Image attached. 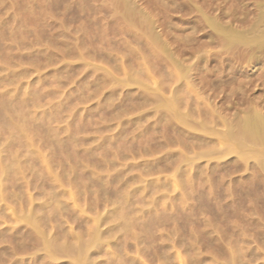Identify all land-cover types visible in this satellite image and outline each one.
I'll use <instances>...</instances> for the list:
<instances>
[{
    "label": "rangeland",
    "instance_id": "rangeland-1",
    "mask_svg": "<svg viewBox=\"0 0 264 264\" xmlns=\"http://www.w3.org/2000/svg\"><path fill=\"white\" fill-rule=\"evenodd\" d=\"M75 1L0 0V157L3 165L0 168L11 167V170L8 169V180L12 179L9 181L11 184L13 181L17 182L14 183L16 189L13 185H8V182L7 185L12 188L8 191L15 194L23 190L24 197L34 195L32 199L36 205L47 197L45 192L49 185L46 184L50 177L52 181V177L58 179L53 182L57 189L68 188L66 183L75 179L79 190L88 185V189L90 186L89 190L94 193L88 196V200L86 196L80 195L79 206L86 209L81 214L84 218L108 214L120 200L118 196L125 191L139 188L143 190L142 201L150 204L155 202V206L147 202L143 206L140 202L141 207H144L142 209H147L144 210L147 214H141L140 219V223L145 221L142 223L146 227L139 223L138 226L142 228H132L127 233L129 238L134 233L147 240L153 236L156 238L160 233L178 236L188 249L179 244L169 246L172 247L169 251L175 264H181L178 257L186 258L187 254L197 259L204 257L209 263L214 260L215 264H222L229 253L224 243L233 237L232 234H239L249 241L246 244L250 248L248 250L254 249V253L259 255V259L253 264H264L263 171L243 169L240 166L242 162L233 154L222 158L193 159L190 166L184 162L199 152V149L212 146L209 144L210 135H205L206 138L202 136L197 126L203 122H209L208 125L203 124L206 127L214 126L212 108L219 107L216 110L221 112V116H230L233 112H241L245 105L248 106L242 103L244 97L246 99L243 101L246 103L264 95V60L248 63L240 48L224 50L220 38L216 40L213 27L205 21L206 18L216 17L224 19H218L224 24L229 23L241 29L245 21L246 26L248 18L253 16L250 14L255 12L253 5L256 0H129L133 2L134 11L138 8L135 12L125 10L124 0ZM145 24L149 25L143 26ZM152 30L154 34L157 31L155 36ZM148 33L151 34L150 38L147 37ZM163 48L168 54L164 53ZM173 94L178 100V110L188 111V120L191 118L188 125L192 126L194 121L198 131L188 129L193 126L186 128L182 122L165 113L161 105L163 99ZM201 109L205 111L202 110L199 115ZM197 120L199 123H196ZM218 124L216 128L221 126ZM198 138H203L206 143L209 141V145L201 143V146ZM224 142L221 141L222 144ZM213 146L217 150L222 148L218 142L213 143ZM12 159L20 161L14 162ZM10 161L14 164L9 166ZM252 163L253 160L250 159L248 164ZM238 165L241 169H238ZM17 169L25 171L26 175L31 170L30 177L31 173H34V178L37 177H32L35 186L26 188L24 182L18 178L20 176L14 175ZM112 175L129 179V184L121 187V181H109ZM7 185L5 188H8ZM102 195L107 197L105 201ZM251 195L257 196L259 200L251 198ZM136 197L134 195L131 200ZM138 205L140 204H137L136 199L129 207H140ZM224 206L226 212L222 211L225 210ZM16 207L14 210L18 211L19 207ZM211 208H215V213ZM10 210L11 208L7 209L8 214ZM114 216L117 217V214ZM9 225L11 224L5 220L0 223V228ZM108 225L102 224L100 229L106 231ZM133 237L129 240L130 243H133ZM203 237L211 241L207 240L210 245H207ZM221 239L225 242L222 243ZM197 241L198 244L195 243ZM193 243L195 247L191 246ZM193 247L200 254H194L191 251ZM149 250L152 252L148 248V254L141 250L140 256L134 250H130L129 254L139 256L141 264H154L156 261L148 258L152 254ZM146 255L148 256L145 257Z\"/></svg>",
    "mask_w": 264,
    "mask_h": 264
},
{
    "label": "bare ground",
    "instance_id": "bare-ground-1",
    "mask_svg": "<svg viewBox=\"0 0 264 264\" xmlns=\"http://www.w3.org/2000/svg\"><path fill=\"white\" fill-rule=\"evenodd\" d=\"M75 1V0H74ZM195 1V0H194ZM76 2V1H75ZM119 2V1H118ZM123 2V1H122ZM189 2V0H188ZM196 2V1H195ZM215 2V1H214ZM84 3V2H83ZM82 3V4H83ZM124 7L125 10L127 11H131L133 10V5L129 0H124ZM135 3V2H134ZM137 3V2H136ZM212 3V2H211ZM90 4V3H89ZM88 4V6H89ZM122 4V3H121ZM120 4V5H121ZM138 4V3H137ZM198 4V3H197ZM205 4V3H204ZM253 4V3H252ZM86 5V4H85ZM113 5V4H112ZM210 5V4H209ZM215 5L217 6V4L215 3ZM239 5V4H238ZM243 5H245V3H243ZM83 6V5H82ZM114 6V5H113ZM122 6V7H123ZM135 6V5H134ZM188 6V5H187ZM197 6V5H196ZM199 6V4H198ZM255 7V12L254 14H250L253 15L250 19L248 18L247 20V25L246 21L245 24H243V22H241L243 24V28L239 29V28H235L233 27L234 25H229V23H222V21L219 20H224V19H216V17H212V18H206L205 21L208 25L212 26L214 31H215V37L216 40L219 41L223 44L222 46H224V50L225 48H231L233 49L234 47H238V49L240 48L241 51H243L244 55H245V59L248 63H256V62H260L262 60H264V0H256L255 4L253 5ZM141 8V6H139ZM220 7V6H219ZM88 8V7H87ZM109 8V7H108ZM116 8V7H115ZM188 8V7H187ZM191 8V7H190ZM224 8H226L224 6ZM238 8V7H237ZM69 9V8H68ZM102 9V8H101ZM118 9V8H117ZM138 8L135 9V11ZM241 9V8H240ZM80 10V7H79ZM90 10V9H89ZM221 10V8H220ZM237 10V9H236ZM243 10V9H242ZM241 10V11H242ZM58 11V10H57ZM68 11V10H66ZM134 11V10H133ZM132 11V12H133ZM134 11V12H135ZM142 11V9L140 10ZM222 11V10H221ZM220 11V12H221ZM254 11V10H253ZM63 12V11H62ZM139 12V11H138ZM250 12V11H249ZM79 13V12H78ZM125 13V11H124ZM127 13V12H126ZM137 13V12H136ZM143 13V12H142ZM203 13V12H202ZM246 13V12H244ZM243 13V14H244ZM72 14V13H71ZM94 14V13H93ZM139 14H141L139 12ZM200 14V13H199ZM204 14V13H203ZM220 15V13H218ZM230 14V13H229ZM249 14V13H248ZM73 15V14H72ZM88 15V14H87ZM123 15V14H122ZM142 15V14H141ZM205 15V14H204ZM222 15V13H221ZM220 15V16H221ZM239 15V13H238ZM242 15V14H241ZM211 16H213V14H211ZM209 16V17H211ZM217 16V15H216ZM223 16V15H222ZM235 16V15H233ZM247 17H249L246 14ZM246 16H243L246 17ZM131 17V16H130ZM201 17V16H200ZM207 17V15H206ZM246 17V18H247ZM221 18V17H220ZM225 18H228L225 16ZM233 18V17H232ZM242 18V17H241ZM245 18V19H246ZM87 19V18H86ZM127 19V18H126ZM129 19V18H128ZM134 19H136L134 17ZM140 19V16H139ZM142 19V18H141ZM149 19V18H148ZM154 20V19H153ZM229 20V19H228ZM233 20V19H232ZM237 20V19H236ZM240 20V19H239ZM89 21H91L89 19ZM142 21H145L142 19ZM151 21V20H150ZM203 21V20H202ZM235 21V20H234ZM238 21V20H237ZM243 21V20H242ZM141 22V21H140ZM155 22V20H154ZM240 22V21H239ZM122 23V22H121ZM129 23L132 24L131 21H129ZM136 23V22H135ZM146 23V21H145ZM203 23V22H202ZM127 24V23H125ZM134 24V23H133ZM142 24V22H141ZM144 24V23H143ZM241 24V25H242ZM137 25V24H134ZM149 25V24H148ZM147 24L143 25V26H148ZM125 26V25H124ZM153 26V25H152ZM157 26V25H156ZM154 27V26H153ZM151 30V29H150ZM78 31V29H77ZM141 31V30H140ZM143 31V30H142ZM141 31V32H142ZM147 31V30H146ZM125 32V31H124ZM128 32V31H127ZM154 34V31H151ZM157 32V31H156ZM155 32V34H157ZM144 34V32H142ZM135 34V33H133ZM152 34V35H153ZM154 34V36H155ZM132 35V34H131ZM130 35V36H131ZM150 33L147 34V37L150 38ZM159 35V34H158ZM79 36V35H78ZM153 36V37H154ZM80 37V36H79ZM133 37V36H132ZM160 37V36H159ZM158 37V38H159ZM166 37V36H165ZM219 37V38H218ZM81 38V37H80ZM141 38V37H139ZM144 38V37H143ZM156 38V37H155ZM164 38V37H163ZM161 39V38H160ZM215 39V38H212ZM76 41V39H73ZM132 40V39H131ZM143 40V39H142ZM156 39H154L155 42ZM145 40H143L144 42ZM163 41V40H162ZM74 42V41H73ZM79 42V40H78ZM83 42V41H81ZM128 42V41H127ZM142 42V43H143ZM160 42V41H159ZM210 42V41H209ZM157 43V42H156ZM161 43V42H160ZM164 43V42H162ZM149 44V43H148ZM129 45V44H127ZM136 45V44H135ZM139 45V44H138ZM157 45V44H156ZM218 45V44H217ZM220 45V44H219ZM164 46V45H163ZM132 47V46H130ZM129 47V48H130ZM144 47V46H143ZM221 47V46H220ZM170 48V47H169ZM126 49V48H125ZM134 49V48H133ZM159 49V48H158ZM157 49V50H158ZM168 49V48H167ZM239 49V50H240ZM139 50V49H138ZM143 50V49H142ZM135 51V50H134ZM140 51V50H139ZM144 51V50H143ZM162 51V50H161ZM164 53L166 52L168 54V52L166 51V49L163 48ZM130 52V51H128ZM133 52V51H132ZM149 52V51H148ZM232 52V51H231ZM96 53V52H95ZM108 53V52H107ZM105 53V54H107ZM126 53V52H125ZM169 53H171L169 51ZM110 54V53H109ZM137 54V53H136ZM146 53H144L145 55ZM172 54V53H171ZM230 54V53H229ZM103 55V54H102ZM173 55V54H172ZM171 55V58H173ZM138 56V54H137ZM170 58V55H168ZM221 56V55H220ZM242 56V55H241ZM125 57V56H124ZM139 57V56H138ZM113 58V57H112ZM134 58V56H133ZM107 59V58H106ZM115 60V58H113ZM180 60V59H178ZM165 61V60H164ZM181 61V60H180ZM244 61V60H243ZM145 62V60H144ZM168 62V61H167ZM143 63V62H142ZM178 63V62H177ZM140 64V62H139ZM138 64V65H139ZM164 64V63H163ZM182 64V63H181ZM184 65V64H183ZM170 66V65H169ZM163 67V66H162ZM248 67V66H247ZM179 68V67H178ZM184 69H186L184 67ZM162 71V70H161ZM181 71V70H179ZM188 71V70H187ZM163 73V72H162ZM180 73V72H179ZM183 73V71H182ZM187 73V72H186ZM189 73V72H188ZM127 76V74H125ZM168 75V74H167ZM170 75V74H169ZM181 75V73H180ZM179 75V77H180ZM183 76H185V72L183 73ZM130 77V76H129ZM169 77V76H168ZM184 78V77H182ZM121 79V78H120ZM123 79V78H122ZM121 79V80H122ZM132 79V78H131ZM181 79V77H180ZM188 79V77H187ZM130 80V79H129ZM129 80H127L129 82ZM133 80V79H132ZM131 80V82H132ZM172 80V79H171ZM178 80V79H177ZM125 81V80H124ZM190 84V83H189ZM123 85V84H122ZM264 85V84H263ZM250 87V86H249ZM146 88V87H145ZM159 88L160 87H156ZM175 88V87H174ZM245 88V87H242ZM251 88V87H250ZM161 90V89H160ZM158 91V90H157ZM198 92V91H197ZM249 91H247L248 93ZM150 93V92H149ZM162 93V92H161ZM196 93V92H195ZM153 94V93H151ZM160 94V93H159ZM169 94V93H168ZM187 94V93H186ZM185 94V95H186ZM235 94V93H234ZM264 94V93H263ZM145 95V94H144ZM149 95V94H148ZM154 95V94H153ZM153 95H151L153 97ZM188 95V94H187ZM205 95V94H204ZM238 95V94H237ZM256 95V94H255ZM164 96V95H163ZM166 96V94H165ZM164 96V97H165ZM189 96V95H188ZM202 96V95H201ZM212 96V94H211ZM246 96V95H244ZM262 96V95H261ZM258 96V99H256L257 97H255L254 100H250V101H243L246 98L244 97V99L242 100V103L244 104H248L245 105V109H241V112L236 111L233 112V114H231L230 116H221L220 113H218V111L216 110L219 107H216V109H211V115H212V121L214 123V126L212 125V127L210 126V128L205 125H208V123H201L202 119L200 121L201 124H197V126H199V131L197 129H195V123L193 121L192 126L188 125L189 122L191 120H188V115H187V110L181 111L178 110V100L176 99V96L173 94V96L163 99V103L161 105H163V110L166 111L165 113H167V115H169L170 118L175 119V120H179L180 122H182L186 128H188L189 126L192 128H188V129H192L193 131L196 130L200 133H202L205 137V135H210L211 138V142H209L208 139L207 141L209 142V144L211 143L212 146H208L205 149H199V152L196 154H194L193 156H191L190 158L185 159V163L186 165L192 164L193 159H199L201 157H209V158H214V157H225L226 155L229 154H233L235 155V157L238 159V161L242 162V165L240 164V166L243 167V169H247V168H252L257 171H263L264 173V95L263 97ZM158 97V95H157ZM168 97V96H167ZM185 97V96H184ZM192 97V96H191ZM250 98L252 96H249ZM145 98V97H144ZM143 98V99H144ZM147 98V97H146ZM159 98V97H158ZM158 102L160 99H158ZM213 98V96H212ZM215 98V97H214ZM254 98V97H252ZM151 99V98H150ZM149 99V100H150ZM182 99L183 96H182ZM205 99V98H204ZM207 99V98H206ZM205 99V100H206ZM233 99V98H232ZM153 100V99H152ZM177 100V101H176ZM214 100V99H213ZM225 100V99H224ZM240 100V99H239ZM145 101V100H144ZM143 101V102H144ZM147 101V100H146ZM154 101V100H153ZM152 101V102H153ZM162 101V100H161ZM192 102V101H191ZM232 102V101H231ZM139 103V102H137ZM149 103V102H148ZM160 103V102H159ZM185 103V101H184ZM183 103V104H184ZM212 103V102H211ZM141 104V103H139ZM222 104V103H221ZM220 104V105H221ZM154 105V104H153ZM160 106V105H159ZM184 106V105H183ZM199 106V105H198ZM211 107H213V105L210 104ZM223 106V104H222ZM244 106V105H242ZM247 106V107H246ZM162 107V106H160ZM159 107V108H160ZM194 107V106H193ZM200 107V106H199ZM224 107V106H223ZM235 107V106H234ZM240 107V106H239ZM238 107V108H239ZM180 109V108H179ZM184 109V108H183ZM187 109V107H186ZM162 110V112H163ZM178 112H177V111ZM199 113V115L202 113ZM219 110V109H218ZM223 110V109H222ZM186 111V113H185ZM205 111V110H203ZM220 111V110H219ZM193 112V111H191ZM195 112V111H194ZM210 112V111H209ZM225 112V111H224ZM215 113V114H214ZM164 114V112H163ZM191 114V113H190ZM204 114V113H203ZM223 114V113H222ZM230 114V113H227ZM160 115V114H158ZM165 114V118L167 116ZM193 115V114H192ZM197 115V114H196ZM159 117V116H158ZM205 117V116H204ZM217 117V118H216ZM164 118V116L162 117ZM164 118V120H165ZM168 118V117H167ZM187 118V119H186ZM197 119V118H196ZM193 120V119H192ZM168 121V120H167ZM208 121V120H206ZM211 121V123H212ZM175 122V121H173ZM191 123V122H190ZM196 123H199V121L197 120ZM221 125H219V124ZM218 124L220 127L216 128ZM172 125H174L172 123ZM210 125V124H209ZM175 126V125H174ZM196 126V127H197ZM152 127V126H151ZM171 128V127H170ZM171 130V129H170ZM169 130V131H170ZM178 130V129H176ZM145 131V130H144ZM171 132V131H170ZM182 132V131H181ZM187 132V131H184ZM191 132V131H190ZM183 134V133H182ZM173 135V134H172ZM176 135V134H174ZM181 135V134H180ZM201 135V134H200ZM199 137V136H198ZM169 138V137H168ZM206 138V137H205ZM194 139V138H193ZM9 140V139H8ZM11 140V139H10ZM177 140V139H176ZM224 140L225 142L222 144L221 141ZM183 141V140H182ZM198 141L201 143H205L208 144V142H204L203 138H198ZM167 142V141H166ZM173 142V141H172ZM196 142V141H195ZM218 142L219 144L222 145V148L220 149H215L213 146V143ZM8 143V142H7ZM184 143V142H183ZM2 144V143H1ZM203 144V146L205 145ZM208 144V145H209ZM199 145V146H200ZM3 146V145H1ZM202 146V145H201ZM4 147V146H3ZM155 147V146H154ZM194 147V146H193ZM11 148V147H10ZM3 149V148H2ZM198 149V148H197ZM196 149V150H197ZM155 150V148H154ZM153 150V151H154ZM193 150V151H196ZM201 150V151H200ZM193 153V152H192ZM29 154H32L31 152ZM3 155V154H2ZM22 155V154H21ZM26 155V153H25ZM187 155V154H186ZM1 156V155H0ZM6 156V155H5ZM13 156V155H12ZM16 156V155H15ZM24 156V155H23ZM168 156V155H167ZM2 157V156H1ZM0 157V166L2 165V158ZM22 157V156H21ZM122 157V155L120 156ZM119 157V158H120ZM171 157V156H170ZM184 157V155H183ZM189 157V156H188ZM234 157V158H235ZM17 158V157H16ZM162 158V157H161ZM220 158V159H221ZM233 158V159H234ZM19 159V158H18ZM27 159V158H26ZM46 159V158H45ZM163 159V158H162ZM175 159V158H174ZM232 159V158H231ZM232 159V160H233ZM237 159H235V162H237ZM252 159L253 163L251 165H249V160ZM8 160V159H7ZM15 159H12V161H14ZM17 160V159H16ZM15 160V161H16ZM25 160V159H24ZM181 160V159H180ZM208 160V159H206ZM10 161L8 164L9 166L14 164V162ZM20 161V160H17ZM50 161V160H49ZM177 161V159H176ZM221 161V160H220ZM157 162V161H156ZM159 162V161H158ZM252 162V161H251ZM173 163V162H172ZM178 163V162H177ZM240 163V162H239ZM171 164V163H169ZM175 164V163H174ZM30 165V164H29ZM159 165V164H158ZM166 165V164H165ZM3 166V165H2ZM16 166V165H14ZM18 166V165H17ZM23 166V165H22ZM214 166V165H213ZM233 166V165H232ZM231 166V167H232ZM238 165V169L240 167ZM13 167V166H12ZM33 167V166H31ZM152 167V166H151ZM159 167V166H157ZM156 167V168H157ZM210 167V166H209ZM221 167V166H220ZM229 167V168H231ZM11 167H7V168H0V223L3 221H7L9 222L11 225L7 226V227H3L0 228V264H141V260L139 259L140 256V251L144 250V253L146 252V254H148V248L152 249V252H150L149 250V254L150 259H153L151 261L154 262V260L156 261V263L154 262V264H175L174 263V257L172 255V253L169 251L170 248L172 249V247L169 248V246H173L176 244H179L180 246H184L183 241L180 240V238L178 236L173 237V236H168L165 235L163 233H160L158 235H156V238L153 236V238H151L150 240H147V238L142 237L140 235H138L137 233H134L133 235H135V237H133L134 240L133 243H130L129 240L132 239L129 238L128 236V232L132 229V228H136L138 225L140 224H144V226L146 225L145 221H142L140 223V219H141V214H143L146 210L142 209V207L144 206V203L142 199H144V196L142 197V191L139 188L134 189V190H130V191H125L123 192V195L118 196L117 198L120 199L116 202L117 205H114L113 208L110 209V212H108V214L105 215H93V216H88V217H82L83 215H81L82 213L85 212V208H81L79 206L78 200L81 197L80 195H84L86 196V199L88 198V196L90 194H92L90 191V186L88 189V185H84V189L79 190L77 181H75L74 179V183L72 182V179L66 183L67 186H69L66 189H57L55 183H53L56 179L54 177L53 181L51 180V177L49 180L51 181H47L48 183H44L48 186V190L45 192L46 193V198L43 200V202L38 203L35 205L32 196L34 198V195L24 197V193L21 191L17 192L18 190H14L16 189L15 185H14V181L12 182L13 184H11L10 182L12 181V179L8 180V176H10L9 171ZM28 168V167H26ZM70 168V167H69ZM234 168V167H233ZM10 169V170H8ZM22 169V168H21ZM71 169V168H70ZM150 169V168H149ZM161 169V167H160ZM179 169V168H178ZM201 169V168H199ZM203 169V168H202ZM212 169V168H211ZM15 170V168H14ZM26 170V169H24ZM33 170V169H32ZM69 170V169H68ZM196 170V169H195ZM8 171V172H7ZM36 171V170H35ZM65 171V170H64ZM122 171V170H120ZM147 171V170H146ZM155 171V170H154ZM201 171V170H200ZM225 171V169H224ZM15 172V171H14ZM31 172V170L29 171V173ZM37 172V171H36ZM62 172V171H61ZM60 172V173H61ZM145 172V171H144ZM176 172V171H175ZM221 172V171H220ZM240 172V171H238ZM26 175L25 171L23 170H19L17 169V171L14 173V175H16V177H18L19 179H21V182H24V185L26 188H28L29 186H33V184L35 183V181H33L32 177L34 175V173H31L30 175ZM65 173V172H64ZM68 173V172H67ZM119 173V172H118ZM192 173V172H191ZM258 173V172H257ZM38 174V172H37ZM62 174V173H61ZM123 174V173H122ZM121 174V175H122ZM176 174V173H174ZM179 174V173H178ZM184 174V172H183ZM198 174V173H197ZM246 174V173H245ZM13 175V176H14ZM18 175V176H17ZM44 175V174H43ZM63 175V174H62ZM66 175V174H65ZM75 175V174H74ZM208 175V174H207ZM29 176V177H28ZM36 176V175H35ZM55 176V175H54ZM68 176V175H67ZM111 176V175H110ZM109 176V177H110ZM112 175L111 178H109V181H121V187L122 185H124L123 187H125V185L129 184V179H124L123 177H118V175ZM213 176V175H212ZM259 176V175H258ZM63 178H66L64 176H62ZM175 177V176H174ZM192 177V176H191ZM262 177V176H261ZM34 178V177H33ZM37 178V177H36ZM34 178V179H36ZM62 178V179H63ZM91 180V178H89ZM102 179V178H101ZM181 179V178H180ZM261 179V178H260ZM23 180V181H22ZM58 180V179H57ZM56 180V181H57ZM68 180V179H66ZM88 180V179H87ZM88 180V181H90ZM134 180L136 181V179L134 178ZM10 181V182H9ZM43 181V180H42ZM61 181V179H60ZM103 181V179H102ZM9 182V183H8ZM34 182V183H32ZM46 182V181H45ZM51 182V183H50ZM62 182V181H61ZM67 182V181H66ZM76 182V184H75ZM96 182V181H95ZM100 182V181H99ZM237 182V180H236ZM13 185L14 187V191L17 192L15 194H13L12 192L10 193L11 190L8 191V189L10 188V186L7 185ZM17 183V182H16ZM15 183V184H16ZM43 184V182H40ZM50 183V184H49ZM65 183V182H64ZM114 183V182H113ZM226 183V181H225ZM256 183V182H255ZM254 183V184H255ZM41 184V185H42ZM58 184V183H57ZM62 184V183H61ZM96 184V183H95ZM116 184V183H115ZM253 184V185H254ZM6 185L8 186V188H5ZM40 185V186H41ZM65 185V184H64ZM77 185V186H76ZM90 185V184H89ZM249 185V184H248ZM251 185V184H250ZM21 187V185H19ZM18 186V187H19ZM39 186V187H40ZM59 186V185H58ZM92 186V185H91ZM157 186V185H156ZM182 186V185H181ZM237 186V185H236ZM257 186V185H256ZM262 186V185H261ZM24 187V186H23ZM36 187H38V185H36ZM43 187V186H42ZM82 187V186H81ZM120 187V188H121ZM238 187V186H237ZM259 187V186H258ZM104 188V187H102ZM117 188V187H116ZM144 188V187H143ZM222 188V187H221ZM233 188V187H232ZM7 189V190H6ZM12 189V188H10ZM22 189V188H21ZM95 189V188H94ZM119 189V188H118ZM99 190V189H98ZM120 190V189H119ZM122 190V189H121ZM253 190V189H252ZM258 190V189H257ZM30 191V190H29ZM41 191V190H40ZM39 191V192H40ZM43 191V190H42ZM45 191V189H44ZM43 191V192H44ZM104 191V190H102ZM221 191V190H220ZM25 192V190H24ZM95 192V191H94ZM153 192V191H152ZM200 192V191H199ZM233 192V191H232ZM249 192V191H248ZM20 193V194H19ZM29 193V192H28ZM27 193V194H28ZM98 193V192H96ZM105 193V192H104ZM165 193V192H164ZM26 194V193H25ZM31 194V193H29ZM94 194V193H93ZM92 194V195H93ZM146 194V193H144ZM166 194V193H165ZM217 194V193H216ZM220 194V193H219ZM264 194V193H263ZM97 195V194H96ZM99 195V194H98ZM110 195V194H109ZM108 195V198H109ZM119 195V194H118ZM137 196V204H140L138 206L140 207H129V205L132 203H134L135 200H131V198H133V196ZM241 195V194H240ZM245 195L247 196V194L245 193ZM43 196V195H40ZM39 196V197H40ZM113 196V195H111ZM117 196V195H116ZM230 196V195H229ZM237 196V195H236ZM97 197V196H96ZM102 197H104V201L105 196L102 195ZM189 197V196H188ZM202 197V196H201ZM200 197V198H201ZM238 197V196H237ZM236 197V198H237ZM253 196L251 195V198ZM93 198V197H92ZM101 198V197H99ZM198 198V202L199 201V197ZM231 198V197H230ZM240 198V197H238ZM255 199H257V196L253 197ZM36 199L38 200L39 198ZM89 199V198H88ZM87 199V200H88ZM170 199V198H169ZM233 199V198H232ZM244 199V197L242 198ZM35 200V199H34ZM40 200V199H39ZM101 200V199H98ZM112 200V199H111ZM153 200V199H152ZM157 200V199H154ZM195 200V199H194ZM259 200V199H257ZM256 200V201H257ZM36 201V200H35ZM70 201V203H69ZM109 201V200H108ZM214 201V200H213ZM98 202V201H97ZM103 202V201H102ZM110 202V201H109ZM112 202V201H111ZM143 203V206L141 207V203ZM152 202V201H151ZM157 202V201H156ZM254 202V201H253ZM264 202V201H263ZM115 203V202H114ZM149 203V202H147ZM155 202H152L151 204H153ZM207 203V202H206ZM205 203V204H206ZM213 203V202H212ZM18 204V205H15ZM150 204V203H149ZM148 204V205H149ZM150 204V205H151ZM218 204V203H217ZM227 204V203H226ZM204 205V204H203ZM230 206V204H228ZM227 205V207H228ZM233 205V204H232ZM239 205V204H238ZM245 205V204H244ZM15 206L19 207L18 211H15ZM89 206V205H88ZM87 206V207H88ZM147 206V205H146ZM153 206H155L153 204ZM158 206V205H157ZM241 206V205H240ZM239 206V207H240ZM243 206V205H242ZM16 207V208H17ZM86 207V208H87ZM95 206H93L94 208ZM193 207V206H192ZM200 207V206H199ZM204 207V206H203ZM222 207V206H221ZM220 207V208H221ZM238 207V206H236ZM238 207V208H239ZM10 213H7V209H10ZM90 208V206H89ZM144 208V207H143ZM210 208V207H209ZM218 208V207H217ZM219 208V209H220ZM225 210L223 209L222 211L226 212V207L224 206ZM230 209V207H228ZM241 208V207H240ZM204 209V208H203ZM206 209V208H205ZM204 209V210H205ZM212 209V208H211ZM210 209V210H211ZM233 209V208H232ZM259 209V208H258ZM145 210V211H144ZM193 210V209H192ZM196 210V209H195ZM209 210V209H208ZM214 209H212L211 211H214ZM218 210V209H217ZM216 210V212H217ZM246 210V209H245ZM251 210V209H250ZM264 210V209H263ZM221 211V212H222ZM234 211V210H233ZM249 211V210H248ZM154 212V211H153ZM200 212V210H199ZM220 212V210H219ZM224 212V213H225ZM228 212V211H227ZM259 212V211H258ZM139 214L136 216V214ZM146 213V212H145ZM155 213V212H154ZM215 213V211L213 212ZM117 214V217L114 216ZM147 214V213H146ZM190 214V212H189ZM192 214V213H191ZM220 214V213H219ZM232 214V213H230ZM229 214V215H230ZM235 214V213H234ZM238 214V213H237ZM155 215V214H154ZM205 215V213H204ZM228 215V214H227ZM236 215V214H235ZM240 215V214H239ZM219 216V215H218ZM222 216V215H221ZM241 216V215H240ZM114 217V218H113ZM116 217V218H115ZM227 217V216H226ZM234 217V216H233ZM232 217V218H233ZM113 218V219H112ZM150 218V217H149ZM196 218V217H195ZM212 218V217H211ZM214 218V217H213ZM132 219V220H131ZM171 219V218H170ZM201 219V218H200ZM217 219V218H216ZM220 220V219H219ZM234 221V220H233ZM249 222V221H248ZM252 222V221H251ZM140 223V224H139ZM147 223V222H146ZM201 223V222H200ZM102 224H109L108 227L106 228L107 230H102L100 229V225ZM214 224V223H213ZM220 224V223H219ZM245 224V223H244ZM253 224V223H252ZM259 224V223H258ZM19 225L21 227H19ZM168 225V224H167ZM224 225V224H223ZM240 226V224H238ZM246 225V224H245ZM136 226V227H135ZM142 226V225H141ZM182 226V225H181ZM140 226H138L139 228ZM146 227V226H145ZM194 227V226H193ZM215 227V226H214ZM225 227V226H224ZM232 227V226H231ZM249 227V226H248ZM251 227V226H250ZM142 228V227H140ZM139 228V229H140ZM230 228V227H229ZM234 228V227H233ZM242 228V227H241ZM247 228V227H246ZM245 228V229H246ZM137 229V228H136ZM135 229V230H136ZM185 229V228H184ZM166 230V229H165ZM200 230V229H199ZM254 230V229H253ZM148 231V230H147ZM167 231V230H166ZM183 231V230H182ZM233 232V230H231ZM238 231V229H237ZM247 231V230H246ZM255 231V230H254ZM135 232V231H134ZM188 232V231H187ZM186 232V234H187ZM228 233V231H226ZM230 232V231H229ZM256 232V231H255ZM258 232V231H257ZM140 233V232H139ZM236 233V232H235ZM240 233V232H239ZM248 233V232H247ZM120 234V235H119ZM197 234V233H196ZM231 234V233H230ZM115 235L118 236L115 237ZM155 235V234H154ZM251 235V234H250ZM254 235V234H253ZM233 237H231L229 240H227L226 243H224V245L226 244V246L228 247V256L225 257V260H223L224 262L222 264H253V262L258 258L257 254L254 253V249L252 250H248L250 248L246 247V244H249V241L246 239H243L241 236H239V234L233 235ZM248 236V235H247ZM256 236V235H255ZM205 237V235H204ZM203 237V238H204ZM254 237V236H253ZM186 238V237H185ZM200 238V236H199ZM202 238V237H201ZM221 238V237H219ZM229 238V237H228ZM197 239V238H196ZM206 240L207 245L209 242H211L209 239L204 238ZM201 240V239H198ZM209 240V242L207 241ZM226 240V239H225ZM213 241V240H212ZM248 241V242H247ZM191 242V241H190ZM194 242V240H193ZM201 242V241H199ZM204 242V241H203ZM222 242V239H221ZM220 241L218 243H221ZM223 242H225L223 240ZM222 242V243H223ZM252 242V241H251ZM262 242V241H261ZM198 244V241L195 242ZM205 243V242H204ZM203 243V244H204ZM202 244V243H201ZM199 244V245H201ZM213 244V243H212ZM141 245V246H140ZM206 245V244H205ZM222 245V244H221ZM178 246V245H176ZM194 246V243L191 245ZM254 246V245H253ZM131 247H134V252L136 255L139 256H135V255H131L129 254L130 250L133 251L131 249ZM195 247V246H194ZM192 248L191 251H194V254H200V253H196L195 248ZM201 247V246H200ZM226 247V248H227ZM249 247V246H248ZM205 248V247H204ZM242 249L241 251H239V249ZM184 249H188L184 246ZM202 249V248H201ZM216 249V248H215ZM196 250H198V248H196ZM192 251V252H193ZM208 251V250H207ZM226 251V250H225ZM202 252H204V250H202ZM131 253V252H130ZM209 253V252H208ZM132 254H134L132 252ZM142 255V254H141ZM216 255V254H215ZM148 255H146L145 257H147ZM177 257V256H176ZM221 258V257H220ZM217 259V258H215ZM259 259V258H258ZM147 260V258H146ZM219 260V259H218ZM149 261V259H148ZM178 261L179 263L181 262V264H215L216 262L214 260L207 261L206 258L204 257H190L189 254H187L186 258H180L178 257ZM147 262V261H146ZM149 263V262H147ZM218 264V263H217ZM220 264V262H219Z\"/></svg>",
    "mask_w": 264,
    "mask_h": 264
}]
</instances>
